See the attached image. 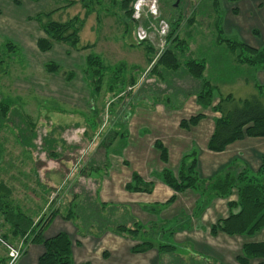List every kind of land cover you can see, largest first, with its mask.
I'll return each instance as SVG.
<instances>
[{
  "label": "rangeland",
  "instance_id": "rangeland-1",
  "mask_svg": "<svg viewBox=\"0 0 264 264\" xmlns=\"http://www.w3.org/2000/svg\"><path fill=\"white\" fill-rule=\"evenodd\" d=\"M122 3L123 0H0V186L9 189L8 193L0 190V206L5 212L28 214V197H24L38 186L29 171L63 162L72 175L60 192H49L52 202L47 209L51 213L58 207L62 217L75 211L77 220L81 207L82 219L77 227L81 232L99 234L94 204L102 203L99 191L111 163L104 142L122 137L126 115L134 105H179L196 95L203 80L188 73L187 62L193 60L203 62L205 69L207 62L212 70L220 69L218 73L210 69L205 78L218 87L216 103L219 95L231 93L239 100L258 94L256 71L264 65L255 68L242 62L238 55L243 50L237 45L233 48L229 41L260 49L254 41H264V0H243L241 4L226 0H133L131 16L129 10L122 9ZM53 10L51 18L55 21L79 18V49L56 44L50 52L39 51L37 41L44 33L34 18ZM225 20H230L227 30ZM164 25L168 31L163 34ZM220 28L224 29L222 36ZM141 35L145 38L141 39ZM8 43L16 51L9 49ZM91 45V50L83 49ZM169 47L177 54L180 68L173 71L160 66L154 70ZM90 52L104 63L100 84L86 75ZM54 62L61 67L57 73L46 69L48 63ZM70 73L72 80L68 79ZM134 81L137 84L130 89ZM119 150L120 143L112 148L115 153ZM83 170L88 176H80ZM30 201L40 206L45 202L35 197ZM105 209L113 225L137 227L131 208L109 203ZM132 211L138 212V207ZM147 217L155 220L152 215L145 216L144 222ZM84 223L93 226L86 229ZM0 225V236L11 234L12 225L2 212ZM166 227V223L164 228L162 223H151L146 231L143 229L146 234L135 240L153 241L156 245L174 243ZM8 239L16 246L24 241L14 240L11 235ZM175 243L176 253L164 254L162 264L199 262L185 258L186 247ZM0 259L8 264L7 249L1 244ZM202 264L212 263L203 260Z\"/></svg>",
  "mask_w": 264,
  "mask_h": 264
},
{
  "label": "crops",
  "instance_id": "crops-1",
  "mask_svg": "<svg viewBox=\"0 0 264 264\" xmlns=\"http://www.w3.org/2000/svg\"><path fill=\"white\" fill-rule=\"evenodd\" d=\"M242 2L243 0L238 3ZM227 21L230 20H225V30ZM240 27L238 23V28ZM254 43L258 48L264 47V41ZM210 69L212 70V67L207 62L205 78ZM212 71L218 73L220 69ZM256 74L259 83L264 85V68L258 69ZM200 113L205 114V118L196 126L190 128L181 126L183 120H189ZM218 117H220L218 112L203 109L198 104L196 95H190L179 105L164 103H155L151 106L139 103L134 105L130 114L126 115L122 137H118L108 147L106 156L110 157L111 163L105 172L99 196L102 203L131 208V214L135 215L136 221L143 223L145 231L151 223L153 225L162 223L163 228L166 223L165 231L169 229L174 231L172 240L180 243L181 247H186L185 258L199 260L197 264H202L203 260L212 264H240L238 257L243 246L251 242H264V229L254 236L211 233L213 224L230 215L229 202L237 201V193L234 192L229 199L214 198L201 211L198 209L199 193L193 190L176 193L159 178L166 167L177 172L182 157L194 150L198 155L197 170L200 178L204 180H210L228 171L236 175L243 172L254 175L259 171L264 158V137H245L231 143L223 151H212L208 148ZM157 141L162 142L168 151L167 163L163 161L160 151L155 146ZM119 143L121 150L113 152L112 148ZM134 172H137L144 181L153 183L152 192L126 190V185L132 181ZM28 175L31 179L34 176L32 180L38 185L36 189L28 187L30 196L24 197L25 199L28 197V215L34 219L35 224L43 215L50 213L47 209L48 203L52 202L49 192L54 193L63 189L66 179L72 174L62 162L57 163L55 167H40L36 172L31 169ZM173 196H177L175 202L163 207L162 205ZM30 197L41 198L45 202L40 206L32 203ZM74 204L75 202H72V206ZM135 207H138V212L132 211ZM52 212L46 217L48 218ZM151 215L155 220L147 217V221L144 222L145 216ZM74 217L73 215L72 219L67 220L62 218L61 214L56 215L44 232L46 238H52L61 232L69 235L72 240L74 264H162L164 253L158 249L133 253L132 248L141 242L135 240V237L131 239L129 235L121 236L111 231L102 234L95 231L81 232L77 227L79 219L76 220ZM0 227L2 228V225ZM167 234L170 235L168 232ZM24 248V255L16 264H39L44 246L29 240L28 243H24ZM259 261L264 262L252 259L250 264H258Z\"/></svg>",
  "mask_w": 264,
  "mask_h": 264
},
{
  "label": "trees",
  "instance_id": "trees-1",
  "mask_svg": "<svg viewBox=\"0 0 264 264\" xmlns=\"http://www.w3.org/2000/svg\"><path fill=\"white\" fill-rule=\"evenodd\" d=\"M226 1L238 3L241 0ZM132 2L133 0H123L121 4L123 10H129L128 14L130 16L133 12L132 9L130 10ZM216 6H219L218 2ZM55 11L56 10L49 13L38 14L34 18L44 33V36L37 41L39 51L42 53L50 52L54 49L56 44H64L73 49H79L80 32L82 30V25H78L79 18L75 17L65 22L55 21L51 18ZM42 17H46L48 20L44 22ZM219 33L220 36L224 35V29L220 28ZM167 38L170 39L171 35L167 36ZM229 43L233 48L237 45V47L243 50V54L239 53L238 55L242 62L254 67L264 65V47L256 49L240 42L232 44V42L229 41ZM7 47L12 51H16V48L10 43L7 44ZM93 47L94 45L85 46L83 49L91 50ZM86 62L88 66L86 72L88 79L91 81L94 80V82L97 81L100 84L102 82V74L100 72L103 70L104 64L101 57L90 52ZM151 62L152 61H150V63ZM160 66L173 71H177L180 68V61L174 49L169 47L163 52L155 63L154 70L156 69L157 71ZM60 68L61 67L55 62L46 65V69L51 73H57ZM187 70L193 78L203 80L200 91L195 92L198 104L203 109H212L220 114V117L215 120L216 128L208 144L210 150L223 151L231 143L245 137H264V85L256 84L255 86L257 87L258 94H254L250 98L236 100L232 94L226 96L219 95L220 100L216 103L218 87L211 80L205 79L204 63L195 60L187 62ZM72 78L73 74L70 73L68 79L72 80ZM136 84L137 82L134 81L129 87L133 88ZM203 118H205V114L200 113L191 117L189 120H183L181 126L184 128L196 126ZM105 142L104 145L110 147L114 141H108L106 144ZM155 146L160 151L163 161L167 163L168 151L166 147L159 141L156 142ZM197 156L196 150L185 154L182 157L178 171L175 172L166 167L159 176L160 180L171 187L176 193H183L187 190H193L199 193L200 201L198 209L201 211H203L214 198L229 199L234 192L237 193V201L229 202L230 215L224 219L218 220V222L212 225V235H217L218 232H224L228 235L254 236L263 230L264 158L259 171L254 175H250L246 172L236 175L228 171L222 172L210 180H204L200 178L197 170ZM86 173L87 171L83 170L80 174L86 177L88 176ZM152 189L153 183L144 181L137 172L133 173L132 181L126 185V190L129 192L150 193ZM0 190L2 192L5 190L8 193L7 190L9 189L3 185L0 186ZM176 198L177 196H173L162 206L166 207L171 205L175 202ZM96 204H94L93 213L96 216L95 223L98 224L96 226L99 230V234L112 231L118 235H129L133 238L138 237L140 234H146L143 232L145 226L140 221L135 220L134 225L137 227L134 229L128 227L127 224L113 225L111 222L112 220H107L104 212L108 204ZM1 208L0 206V212L4 214L5 220L8 221L13 228L11 234L3 236L4 240L11 242L8 239V236L11 235L13 239H23V243H28L30 240L33 243L43 245L44 253L39 259V264H74L71 250L72 240L66 232H61L52 238H46L44 236L47 225L54 216L60 214L59 210L54 211L48 218H43L38 223L34 224V219L22 211L16 214L11 213V211L5 212ZM111 208H113V206ZM80 211L81 207L77 213L79 215L78 219H82ZM73 215H76L75 211L73 212L70 210L68 215L62 218L70 220L73 218ZM131 218L135 219L132 215ZM91 226L90 224L84 223L86 229L91 228ZM166 232L170 233V236L174 233L173 229H169ZM177 246L175 242L156 245L153 241H141L132 248V252L144 253L156 248L161 253H169L172 255L176 253ZM177 257H179L181 262H184L180 255ZM252 259L264 260V242H251L243 246L242 253L238 257V262L240 264H250ZM0 263L4 264L5 261L0 259ZM258 264H264V262L261 261Z\"/></svg>",
  "mask_w": 264,
  "mask_h": 264
},
{
  "label": "built area",
  "instance_id": "built-area-1",
  "mask_svg": "<svg viewBox=\"0 0 264 264\" xmlns=\"http://www.w3.org/2000/svg\"><path fill=\"white\" fill-rule=\"evenodd\" d=\"M161 29H162L161 32L164 34L168 31V26L164 25L162 26ZM140 38L144 39L145 37L141 35ZM0 244L3 245L7 249L8 258H9L8 264H16L21 259L25 251V248L23 245L24 243H20L19 246H16L12 244L11 242L4 240L2 236H0Z\"/></svg>",
  "mask_w": 264,
  "mask_h": 264
}]
</instances>
